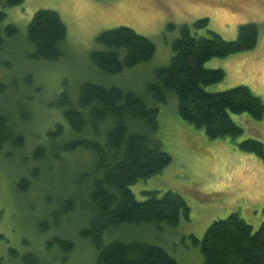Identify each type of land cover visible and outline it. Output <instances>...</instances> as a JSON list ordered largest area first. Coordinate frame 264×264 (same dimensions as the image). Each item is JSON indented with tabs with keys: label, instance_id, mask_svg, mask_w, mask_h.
<instances>
[{
	"label": "trees",
	"instance_id": "trees-1",
	"mask_svg": "<svg viewBox=\"0 0 264 264\" xmlns=\"http://www.w3.org/2000/svg\"><path fill=\"white\" fill-rule=\"evenodd\" d=\"M23 1L0 0V52L9 50L19 35L14 24L4 23L6 8ZM209 23L203 17L180 25L170 62L155 67L138 86L122 78L152 60L156 44L128 26L102 30L89 54L95 75L55 93L54 101L47 103L60 109L62 119L36 131L35 109L45 84L33 64L63 57L67 27L55 10L34 12L27 25L26 70L18 75L0 73V156L18 162L19 175L11 189L21 197L26 225L46 235L43 249L50 260L9 245L8 264H54V249L67 260L80 239L95 250L94 264H180L147 236L106 242L105 235L130 225L176 227L189 218L191 208L180 192L147 189V197L139 200L131 188L172 163L160 136L164 109L173 106L184 122L203 128L210 138L235 139L242 134L232 112L264 117V99L247 85L220 91L205 88L226 76L223 68L207 67L206 61L254 49L258 24L243 23L235 39H226L209 29ZM204 27L209 35L198 33ZM238 146L264 158V142L259 139L247 138ZM6 240L0 233V242ZM194 244L199 245L204 264H264V218L255 229L232 212L214 220ZM3 257L0 264L7 262Z\"/></svg>",
	"mask_w": 264,
	"mask_h": 264
},
{
	"label": "rangeland",
	"instance_id": "rangeland-1",
	"mask_svg": "<svg viewBox=\"0 0 264 264\" xmlns=\"http://www.w3.org/2000/svg\"><path fill=\"white\" fill-rule=\"evenodd\" d=\"M40 8L59 12L67 27V37L65 52L59 61L33 64L38 79L45 84V91L39 97L42 101L35 109L36 131L62 119L60 109L47 102L54 101V96L63 89H73L81 80L95 75L89 54L97 47L96 36L104 29L117 26L131 27L156 44L152 60L139 64L122 78L124 83L138 86L151 76L155 67L170 62L171 43L180 25H192L195 20L208 17L209 29L226 39H235L241 24L255 22L259 26L256 47L206 61L207 67L223 68L226 76L205 88L220 91L244 84L264 99V0H24L6 8L4 23L14 24L19 35L11 42L9 50L0 52L1 75H18L26 70L27 25ZM171 23L175 28L169 27ZM198 33L209 35L206 27L200 28ZM2 58L8 61L9 67ZM231 117L242 126V134L235 139L230 136L210 138L203 128L184 122L173 106L167 107L160 136L163 148L172 154V163L150 178L139 179L131 188L139 200L147 197L144 193L147 189L180 192L191 208L189 218H182L176 227L124 226L105 235V241L147 236L163 245L180 264H204L194 238L201 239L214 220L237 212L258 228L264 218V158L241 150L238 142L247 138L264 142V117L255 119L248 113L234 112ZM30 138L33 144L35 140ZM18 167L16 160H4L0 156L3 217L0 233L7 237L0 242V255L8 264L11 259L6 253L11 245L39 253L49 262V254L43 249L46 235L35 233L26 225L21 197L11 189L19 175ZM95 256L91 244L80 239L67 260L54 249V264H94Z\"/></svg>",
	"mask_w": 264,
	"mask_h": 264
},
{
	"label": "crops",
	"instance_id": "crops-1",
	"mask_svg": "<svg viewBox=\"0 0 264 264\" xmlns=\"http://www.w3.org/2000/svg\"><path fill=\"white\" fill-rule=\"evenodd\" d=\"M164 114H165V109H164V111H163V121H164Z\"/></svg>",
	"mask_w": 264,
	"mask_h": 264
}]
</instances>
